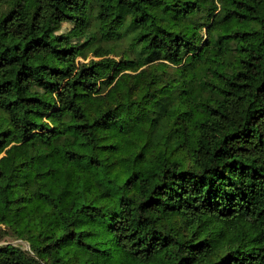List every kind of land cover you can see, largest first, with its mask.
I'll return each instance as SVG.
<instances>
[{
    "label": "trees",
    "instance_id": "16d2710c",
    "mask_svg": "<svg viewBox=\"0 0 264 264\" xmlns=\"http://www.w3.org/2000/svg\"><path fill=\"white\" fill-rule=\"evenodd\" d=\"M0 236L29 245L0 264H264V0H0Z\"/></svg>",
    "mask_w": 264,
    "mask_h": 264
},
{
    "label": "rangeland",
    "instance_id": "374dc122",
    "mask_svg": "<svg viewBox=\"0 0 264 264\" xmlns=\"http://www.w3.org/2000/svg\"><path fill=\"white\" fill-rule=\"evenodd\" d=\"M67 28H68V25L64 24L62 27V31H66ZM250 223H251V219L249 217L240 216V217L234 218L231 221H229L227 225H223V228L226 230L227 235H230L231 232H235V233L237 232L238 234L243 229L246 230L248 227L250 228ZM8 243L20 246L26 250L29 249V245L25 241L15 240L7 236H0V246L6 245Z\"/></svg>",
    "mask_w": 264,
    "mask_h": 264
}]
</instances>
